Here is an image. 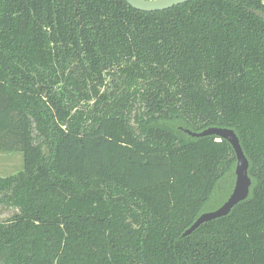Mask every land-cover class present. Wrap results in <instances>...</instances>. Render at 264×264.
<instances>
[{"label":"trees","instance_id":"1","mask_svg":"<svg viewBox=\"0 0 264 264\" xmlns=\"http://www.w3.org/2000/svg\"><path fill=\"white\" fill-rule=\"evenodd\" d=\"M254 10L261 0L151 13L125 0H0V153L24 160L0 178V206L15 211L0 221V264H264ZM211 127L235 131L252 186L184 237L235 184L231 145L185 132Z\"/></svg>","mask_w":264,"mask_h":264},{"label":"water","instance_id":"2","mask_svg":"<svg viewBox=\"0 0 264 264\" xmlns=\"http://www.w3.org/2000/svg\"><path fill=\"white\" fill-rule=\"evenodd\" d=\"M132 8L142 11V12H159L172 9L176 6L188 3L192 0H125ZM264 5V0H261ZM258 17L264 19V12L262 11H252ZM192 137H209L214 136L218 141L226 140L233 148L237 164L235 168V184L233 191L227 201L218 209L210 212L203 213L200 217L193 223V225L185 231L184 237L192 234L201 225L226 217L230 212L240 203L244 202L250 194V189L252 186V181L249 176V161L243 151L240 140L234 130L229 128L211 127L205 129L200 133H194L191 131H186Z\"/></svg>","mask_w":264,"mask_h":264},{"label":"rangeland","instance_id":"3","mask_svg":"<svg viewBox=\"0 0 264 264\" xmlns=\"http://www.w3.org/2000/svg\"><path fill=\"white\" fill-rule=\"evenodd\" d=\"M134 126L135 128L138 127V124L137 122H134ZM8 155V156H7ZM11 155V156H10ZM11 157V162L10 164H6L2 169H0V174L1 175H5L6 176H14V175H17L19 174L22 170H23V166H24V163H23V154L22 153H0V157ZM10 159V158H9ZM1 161V160H0ZM0 167L2 168L1 166V163H0ZM14 167L12 170L10 168ZM14 170H16L15 172H13ZM8 212L6 211H0V220L4 217H7V214Z\"/></svg>","mask_w":264,"mask_h":264},{"label":"flooded vegetation","instance_id":"4","mask_svg":"<svg viewBox=\"0 0 264 264\" xmlns=\"http://www.w3.org/2000/svg\"><path fill=\"white\" fill-rule=\"evenodd\" d=\"M193 1V0H192ZM118 77H113V76H109V78H108V80H107V82H108V84H110V85H114L115 86V83L116 84H119V80L117 79ZM106 88L107 87H104L103 88V91H105L106 90ZM108 89H109V85H108ZM94 103V101H91V102H89V105H92ZM87 103L86 102H81V104H80V107H82V106H85ZM134 122H136V112L134 111L133 112V114H132V119H131V123L134 125ZM138 125H139V123H137ZM135 127V126H134ZM138 128V127H137ZM136 128V129H137ZM208 129V128H207ZM186 131H188V130H185V132ZM190 131V130H189ZM204 131V130H203ZM192 132V131H191ZM202 132V131H201ZM187 133V132H186ZM194 133H198V132H194ZM200 133V132H199ZM188 134V133H187ZM192 137V136H191ZM194 138H197V137H194ZM217 139V138H216ZM218 140V139H217ZM0 211H6V212H8L7 214V217H4V218H2L0 221H2V222H5V221H7V220H9L11 217H12V215L15 213V211H14V209H5V208H2L1 206H0Z\"/></svg>","mask_w":264,"mask_h":264},{"label":"crops","instance_id":"5","mask_svg":"<svg viewBox=\"0 0 264 264\" xmlns=\"http://www.w3.org/2000/svg\"><path fill=\"white\" fill-rule=\"evenodd\" d=\"M16 153H20V152H16ZM10 154H12V153H10ZM8 156V155H7ZM11 156V155H10ZM10 158V159H9ZM0 163H1V166H2V168L0 167V169H2L3 170V168H4V166L6 165V164H10V163H12L11 162V157H0ZM14 167H12V168H10L11 170L13 169ZM4 171V170H3ZM16 170H14L13 172H15ZM2 177H5V175H1L0 174V178H2ZM6 177H9V176H6Z\"/></svg>","mask_w":264,"mask_h":264}]
</instances>
